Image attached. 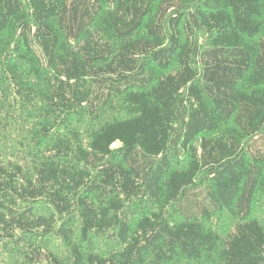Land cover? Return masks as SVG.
Segmentation results:
<instances>
[{"label": "trees", "instance_id": "16d2710c", "mask_svg": "<svg viewBox=\"0 0 264 264\" xmlns=\"http://www.w3.org/2000/svg\"><path fill=\"white\" fill-rule=\"evenodd\" d=\"M0 264H264V0H0Z\"/></svg>", "mask_w": 264, "mask_h": 264}]
</instances>
